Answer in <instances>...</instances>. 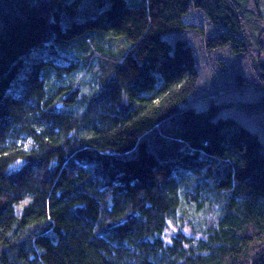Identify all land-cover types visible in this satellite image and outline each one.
Here are the masks:
<instances>
[{
  "label": "trees",
  "instance_id": "trees-1",
  "mask_svg": "<svg viewBox=\"0 0 264 264\" xmlns=\"http://www.w3.org/2000/svg\"><path fill=\"white\" fill-rule=\"evenodd\" d=\"M141 1L0 0V264H264L263 141L186 103L178 35L201 10L264 91V0Z\"/></svg>",
  "mask_w": 264,
  "mask_h": 264
},
{
  "label": "rangeland",
  "instance_id": "rangeland-1",
  "mask_svg": "<svg viewBox=\"0 0 264 264\" xmlns=\"http://www.w3.org/2000/svg\"><path fill=\"white\" fill-rule=\"evenodd\" d=\"M138 1L136 4L142 2ZM129 4L133 5L130 1ZM259 9L264 12L263 3L259 5ZM183 19L194 26L179 31L178 35L192 46L198 69L195 91L188 93L186 103L198 109H204L209 102L219 104L218 114L232 116L255 131L263 141L264 150V91L249 52H231L230 44L208 48L206 38L219 31L212 30L201 10L190 6ZM208 87L211 91H208ZM210 93L212 94L209 95ZM247 102L252 110L244 107ZM175 229V225L169 223L166 237ZM185 229L187 232L192 230L191 227Z\"/></svg>",
  "mask_w": 264,
  "mask_h": 264
},
{
  "label": "water",
  "instance_id": "water-1",
  "mask_svg": "<svg viewBox=\"0 0 264 264\" xmlns=\"http://www.w3.org/2000/svg\"><path fill=\"white\" fill-rule=\"evenodd\" d=\"M258 44L261 48V51L258 57L257 65L259 69L264 72V31L259 36Z\"/></svg>",
  "mask_w": 264,
  "mask_h": 264
}]
</instances>
